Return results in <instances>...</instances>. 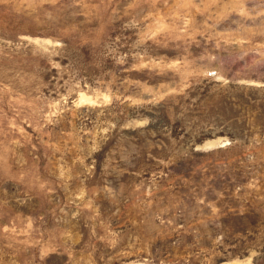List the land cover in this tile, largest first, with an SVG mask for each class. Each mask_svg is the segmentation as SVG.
Returning a JSON list of instances; mask_svg holds the SVG:
<instances>
[{"label": "rangeland", "instance_id": "obj_1", "mask_svg": "<svg viewBox=\"0 0 264 264\" xmlns=\"http://www.w3.org/2000/svg\"><path fill=\"white\" fill-rule=\"evenodd\" d=\"M0 264H264V0H0Z\"/></svg>", "mask_w": 264, "mask_h": 264}]
</instances>
